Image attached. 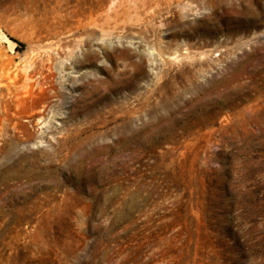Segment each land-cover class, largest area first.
<instances>
[{"label":"rangeland","instance_id":"obj_1","mask_svg":"<svg viewBox=\"0 0 264 264\" xmlns=\"http://www.w3.org/2000/svg\"><path fill=\"white\" fill-rule=\"evenodd\" d=\"M0 66V264H264V0H0Z\"/></svg>","mask_w":264,"mask_h":264},{"label":"bare ground","instance_id":"obj_2","mask_svg":"<svg viewBox=\"0 0 264 264\" xmlns=\"http://www.w3.org/2000/svg\"><path fill=\"white\" fill-rule=\"evenodd\" d=\"M1 76L7 78V80L9 82H11V83L12 82L14 83V81L18 80V74L16 72L15 73H11V72H9L8 70H6L4 68L2 69ZM30 76H25L22 79L21 84H20V89H22L24 95L28 94V92H29L30 82L32 81L31 80L32 77H30ZM48 95L49 94H46L45 97H42L41 99H38L35 102V104L39 106V109L35 112L36 115H34V114L31 115L30 114L29 117L30 118L35 117L36 118V123H41L44 120V117L43 116H44V111H45V107H46V106H44V103H47V97H48ZM52 95L53 96H58V95H60V92L58 90H54L52 92Z\"/></svg>","mask_w":264,"mask_h":264}]
</instances>
